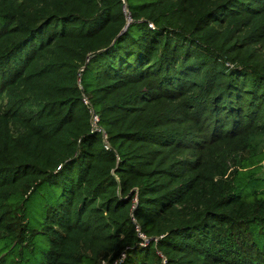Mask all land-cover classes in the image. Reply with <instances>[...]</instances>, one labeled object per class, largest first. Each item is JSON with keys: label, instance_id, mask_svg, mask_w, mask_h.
<instances>
[{"label": "trees", "instance_id": "obj_1", "mask_svg": "<svg viewBox=\"0 0 264 264\" xmlns=\"http://www.w3.org/2000/svg\"><path fill=\"white\" fill-rule=\"evenodd\" d=\"M261 118L264 0H0V264H264Z\"/></svg>", "mask_w": 264, "mask_h": 264}, {"label": "rangeland", "instance_id": "obj_2", "mask_svg": "<svg viewBox=\"0 0 264 264\" xmlns=\"http://www.w3.org/2000/svg\"><path fill=\"white\" fill-rule=\"evenodd\" d=\"M128 11V9H126ZM80 73V74H79ZM78 73V77L81 76V71ZM261 125L264 126V118H261ZM92 125L94 127V129L96 131H101L98 127H97V123L99 122V118L97 115H93L92 116ZM44 123V122H43ZM59 123V118H57L56 122H52V124L45 122L44 124L46 125V130L49 131L50 129H53L55 126H57ZM104 133V131H102ZM263 132V133H262ZM104 142L108 145V141H107V136L106 134H104ZM246 140H250L249 142L251 143H255L257 141H261L262 145H261V149L264 150V127L261 131V134L256 133L255 135H253L250 138H238L234 141H227L226 143L223 144V147L226 150H229L231 154H234V151L238 150V145L242 142V141H246ZM109 146V145H108ZM263 166H264V161H263ZM47 247L46 244V238L44 236L41 237L40 239V251L38 253V255L36 256V259L33 261V264H42V262L44 261V253L45 251L43 249H45Z\"/></svg>", "mask_w": 264, "mask_h": 264}, {"label": "water", "instance_id": "obj_3", "mask_svg": "<svg viewBox=\"0 0 264 264\" xmlns=\"http://www.w3.org/2000/svg\"><path fill=\"white\" fill-rule=\"evenodd\" d=\"M125 1V0H124ZM127 9V7L125 6V13H126V18H127V24H126V26H125V28L123 29V31L122 32H124V31H126V29H127V27L131 24V22H132V20H131V17H130V15H129V12L126 10Z\"/></svg>", "mask_w": 264, "mask_h": 264}, {"label": "built area", "instance_id": "obj_4", "mask_svg": "<svg viewBox=\"0 0 264 264\" xmlns=\"http://www.w3.org/2000/svg\"><path fill=\"white\" fill-rule=\"evenodd\" d=\"M84 101H85V103L87 104L88 103V101H87V99L86 98H84ZM105 134V133H104ZM105 147L108 149L109 148V146L105 143Z\"/></svg>", "mask_w": 264, "mask_h": 264}]
</instances>
